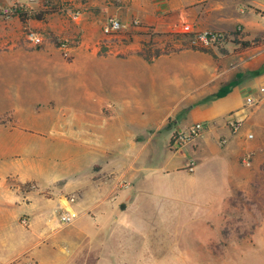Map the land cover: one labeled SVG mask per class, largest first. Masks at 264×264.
I'll list each match as a JSON object with an SVG mask.
<instances>
[{
    "label": "rangeland",
    "instance_id": "1",
    "mask_svg": "<svg viewBox=\"0 0 264 264\" xmlns=\"http://www.w3.org/2000/svg\"><path fill=\"white\" fill-rule=\"evenodd\" d=\"M218 2L166 0L161 5L173 10L164 23L127 16L117 0H39L18 15L1 13L0 179L20 185L21 192L34 191V182L22 183L14 174L27 157L24 140L33 141L27 146L29 158L62 156V149H42L54 146V129L74 123L76 139L85 140L76 144L85 149L77 148L76 157L91 161V180H116L131 197L150 186L142 174L155 175L150 180L155 204L143 210L150 222L138 219L131 227L155 237L154 252L125 255V264H264V174L250 167L245 177L250 186L236 192L219 161L192 159L183 168L176 160L175 151L193 147L197 137L178 148L170 142L175 121L185 112L173 109L169 99L190 84L192 74L181 76L168 59L186 49L226 50L223 42H192L199 34L220 32L213 12ZM13 5L14 0L6 9ZM108 17L123 28L103 34ZM5 24L11 26L2 28ZM29 31L40 36V44L27 40ZM116 124L124 127L125 142L103 144V125ZM246 132L245 141L252 142ZM66 182L56 180L54 189ZM39 194L48 200L68 197L62 190Z\"/></svg>",
    "mask_w": 264,
    "mask_h": 264
},
{
    "label": "crops",
    "instance_id": "2",
    "mask_svg": "<svg viewBox=\"0 0 264 264\" xmlns=\"http://www.w3.org/2000/svg\"><path fill=\"white\" fill-rule=\"evenodd\" d=\"M117 1L127 16L160 23L172 19L169 15L173 9L168 4L161 5L166 0ZM218 1L213 12L219 20L217 30L229 34L223 42L226 50L210 54L186 49L168 59L181 76L189 78V72L192 74L190 84H185L181 93L169 99L173 109L185 112L169 134L184 132L196 122L205 124L204 131L192 142L193 147L184 146L175 151L176 160L182 161L183 168L192 159H198L197 163L199 159L219 161L224 174L231 178L229 183L236 187V192L242 193V188L250 186L245 183L250 167L264 174V96L254 107L244 102L249 96H258V89L264 85V46L242 50L236 41L251 42L263 35L264 0ZM11 3L12 0H0V14ZM7 26L11 25L1 27ZM238 27L240 32H236ZM230 121L239 122L235 132L228 124ZM75 130V124L70 122L54 129L50 139L54 146L42 150L66 152L47 158L43 155L41 163L39 158H29L27 146L32 140H24L26 145L21 149L27 157L20 163L19 173L14 174L22 183L34 182V191L21 192L20 185L0 179V264H125L122 258L125 255L138 257L154 252L155 237L148 231L146 235L137 234L131 227L138 219L150 222L143 210L155 204V190L150 184L151 176L155 175L142 174L150 186L147 190L137 189L131 197L127 189L117 186L116 180L105 183L91 180V161L76 157L77 148L85 150L80 145L76 148V144H83L85 140H77ZM244 131L247 138L251 135L254 139L252 142L245 141ZM124 134L122 125L109 128L103 125V144H123ZM221 139L225 140L224 146L217 149ZM245 156H250V166L242 164ZM64 178L67 182L54 189L53 183ZM47 190L58 193L62 190L68 197L57 195L48 200L39 194ZM70 196L74 197L73 202L67 201ZM262 201L264 204V197ZM63 208L76 214L69 225H62L58 220ZM21 217L27 218V226L19 223Z\"/></svg>",
    "mask_w": 264,
    "mask_h": 264
},
{
    "label": "built area",
    "instance_id": "3",
    "mask_svg": "<svg viewBox=\"0 0 264 264\" xmlns=\"http://www.w3.org/2000/svg\"><path fill=\"white\" fill-rule=\"evenodd\" d=\"M38 1L39 0H14V5L6 9L5 12H3V15H9V14L17 15L16 13H19L21 10L27 7L31 8V6L37 4ZM122 28L123 25L120 23V21H118L113 17H108L105 19L104 23L102 24V33L105 35H110L120 31ZM236 32H240L239 27L236 29ZM26 38L28 41L32 42L35 45L41 43V38L37 33L29 31L26 33ZM225 38L227 37L224 35L223 32H205L197 36H194L192 42L204 46H211L224 42ZM258 94L259 95L256 97H251V96L247 97L244 101L245 105L248 107H254L261 101L262 97L264 96V85L258 89ZM228 124L233 132H235L239 127V122L237 121H230ZM204 129H205V124L197 122L192 124L184 132H176L171 142L172 146L176 148L184 146L185 144L193 141L196 137H198L204 131ZM250 137L251 135H248V138ZM218 142L219 144L222 145L225 143V140L221 139ZM248 158L249 156L248 157L246 156L242 159L243 165L249 166L250 163ZM187 169L189 171H192L193 169L192 164L189 165ZM67 201L73 202L74 197L70 196L69 198H67ZM75 217L76 214L74 212L69 211L66 208H63L61 209V212L58 215V220L62 225H69L73 222ZM19 223L22 226H27L28 220L26 217H21L19 219Z\"/></svg>",
    "mask_w": 264,
    "mask_h": 264
},
{
    "label": "trees",
    "instance_id": "4",
    "mask_svg": "<svg viewBox=\"0 0 264 264\" xmlns=\"http://www.w3.org/2000/svg\"><path fill=\"white\" fill-rule=\"evenodd\" d=\"M17 15L18 14H20V13H16ZM234 33H230V35H233ZM224 35L227 37L229 34H225L224 33ZM236 39V38H235ZM225 40H226V38H225ZM236 42H239V48L238 49H247V48H252V47H256V46H259V45H263L264 46V33H263V35L260 37V38H257V39H254L253 41H251V42H248V41H246V42H241V41H236ZM189 48V47H188ZM191 48H193V47H191ZM194 49H196V48H194ZM201 51H206L205 49H202ZM220 94V93H219ZM219 94H217V95H219ZM175 135V134H174ZM174 137V136H173ZM173 137L170 139V142H172V140H173Z\"/></svg>",
    "mask_w": 264,
    "mask_h": 264
}]
</instances>
